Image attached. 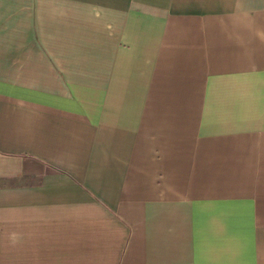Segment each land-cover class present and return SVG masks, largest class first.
<instances>
[{
    "label": "crops",
    "instance_id": "crops-1",
    "mask_svg": "<svg viewBox=\"0 0 264 264\" xmlns=\"http://www.w3.org/2000/svg\"><path fill=\"white\" fill-rule=\"evenodd\" d=\"M0 264H264V0H0Z\"/></svg>",
    "mask_w": 264,
    "mask_h": 264
}]
</instances>
